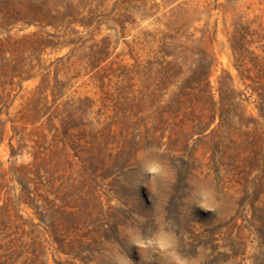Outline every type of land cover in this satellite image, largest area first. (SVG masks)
Segmentation results:
<instances>
[{
    "label": "rangeland",
    "instance_id": "obj_1",
    "mask_svg": "<svg viewBox=\"0 0 264 264\" xmlns=\"http://www.w3.org/2000/svg\"><path fill=\"white\" fill-rule=\"evenodd\" d=\"M160 233L264 264V0H0V264H174Z\"/></svg>",
    "mask_w": 264,
    "mask_h": 264
},
{
    "label": "clouds",
    "instance_id": "obj_2",
    "mask_svg": "<svg viewBox=\"0 0 264 264\" xmlns=\"http://www.w3.org/2000/svg\"><path fill=\"white\" fill-rule=\"evenodd\" d=\"M142 174L147 179H152L163 174L164 167L161 163L153 161L147 165L142 166ZM198 207L204 211L213 212L215 209L206 202V197L197 204ZM131 246H135L138 249H158L160 252L166 254V258H171L174 264H188V262L182 259L176 249L175 237L169 233H160L154 237L144 238L138 237L130 242ZM130 264V262H129Z\"/></svg>",
    "mask_w": 264,
    "mask_h": 264
},
{
    "label": "trees",
    "instance_id": "obj_3",
    "mask_svg": "<svg viewBox=\"0 0 264 264\" xmlns=\"http://www.w3.org/2000/svg\"><path fill=\"white\" fill-rule=\"evenodd\" d=\"M167 72H170V70H169V69H167V70H166V73H167Z\"/></svg>",
    "mask_w": 264,
    "mask_h": 264
}]
</instances>
